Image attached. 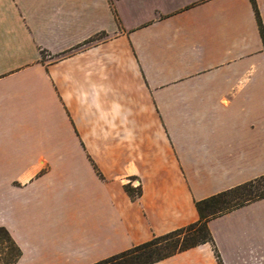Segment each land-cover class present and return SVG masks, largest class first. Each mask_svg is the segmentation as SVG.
Segmentation results:
<instances>
[{"label": "crops", "instance_id": "obj_1", "mask_svg": "<svg viewBox=\"0 0 264 264\" xmlns=\"http://www.w3.org/2000/svg\"><path fill=\"white\" fill-rule=\"evenodd\" d=\"M263 174L250 0H0V226L15 264L96 263ZM208 228L213 243L151 264H264V198Z\"/></svg>", "mask_w": 264, "mask_h": 264}, {"label": "trees", "instance_id": "obj_2", "mask_svg": "<svg viewBox=\"0 0 264 264\" xmlns=\"http://www.w3.org/2000/svg\"><path fill=\"white\" fill-rule=\"evenodd\" d=\"M250 2L264 43V28L255 0H250ZM42 59H44L43 52ZM124 190L132 200H136L142 193L141 185L133 186L131 182L124 184ZM261 198H264V174L203 199L196 200L195 207L198 213L196 221L167 233L154 235L145 242L93 264H151L199 244L205 242L213 243L212 235L208 228L209 220ZM214 250L219 259L215 247ZM20 254V248L9 231L5 227L0 226V264H15Z\"/></svg>", "mask_w": 264, "mask_h": 264}, {"label": "rangeland", "instance_id": "obj_3", "mask_svg": "<svg viewBox=\"0 0 264 264\" xmlns=\"http://www.w3.org/2000/svg\"><path fill=\"white\" fill-rule=\"evenodd\" d=\"M133 182L131 181V184H132ZM133 186H136L137 184H132Z\"/></svg>", "mask_w": 264, "mask_h": 264}]
</instances>
